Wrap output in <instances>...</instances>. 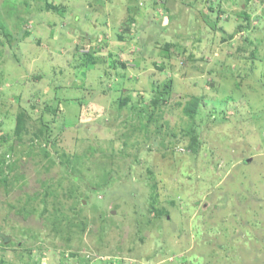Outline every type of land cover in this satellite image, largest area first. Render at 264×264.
<instances>
[{"label": "rangeland", "instance_id": "374dc122", "mask_svg": "<svg viewBox=\"0 0 264 264\" xmlns=\"http://www.w3.org/2000/svg\"><path fill=\"white\" fill-rule=\"evenodd\" d=\"M0 264H264V0H0Z\"/></svg>", "mask_w": 264, "mask_h": 264}, {"label": "trees", "instance_id": "16d2710c", "mask_svg": "<svg viewBox=\"0 0 264 264\" xmlns=\"http://www.w3.org/2000/svg\"><path fill=\"white\" fill-rule=\"evenodd\" d=\"M167 87L169 88L170 87V85H167ZM162 94V93H161ZM186 109H187V112L189 113V114H194L195 112H196V109H197V105L195 104V103H190L187 107H186Z\"/></svg>", "mask_w": 264, "mask_h": 264}]
</instances>
